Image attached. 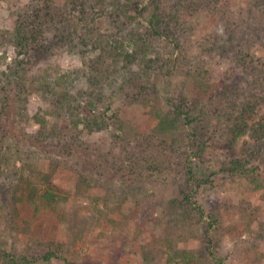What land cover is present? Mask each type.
I'll list each match as a JSON object with an SVG mask.
<instances>
[{"label":"rangeland","instance_id":"1","mask_svg":"<svg viewBox=\"0 0 264 264\" xmlns=\"http://www.w3.org/2000/svg\"><path fill=\"white\" fill-rule=\"evenodd\" d=\"M35 1L0 0L3 72L23 57L18 56L9 36L16 13ZM52 2L65 10L64 0ZM105 2L104 6L101 0H88L96 9H87L86 17L103 13L91 23L84 60L66 49L55 50L23 75L22 94L17 96L14 92L10 96V108L16 116L11 131L16 138L7 143L10 148L6 159H0V245L29 257L54 254L49 262L37 264H217L206 250L202 225L193 212L181 218L169 210L170 202L179 197L181 155L179 161L177 155H167L166 159L172 158L176 164L168 173H152L145 168L141 174L127 178L124 171L110 173L114 160L116 164L124 160L118 148L122 135H147L157 120L150 113L152 102L148 95L132 86L121 91L123 82L128 84L127 78L139 67L126 75L122 63H115L108 41L118 28L106 15L109 1ZM246 2L219 0L216 9L185 17L183 52L191 61L187 70L193 75L185 91L190 95L201 87L219 88L222 82L231 85L234 100L242 98L236 86L250 93L251 79L239 84L228 80L237 76L243 52L264 62L263 44L253 35L241 39L242 32L236 34ZM122 20L126 21L124 17ZM165 72L166 69L149 71V80H141L156 84L161 108L167 111V93L181 86L182 77H164ZM61 76L76 80L71 95L83 106L87 102L93 104L91 120H102L101 129L85 130L83 115L57 116L32 86L41 80L55 85ZM1 89L0 79V96ZM262 116L264 105L256 119ZM43 123L69 128V137L78 133L90 151L108 158V165L98 166L94 156L89 162L61 153L55 157L31 144L28 137L39 133ZM247 140L215 143L200 165L207 181L197 202L206 216L217 220L213 236L223 264H264V172L247 178L221 169L247 147ZM152 154L158 155V150ZM49 170L56 176L52 183L43 178ZM47 192L51 198L42 197Z\"/></svg>","mask_w":264,"mask_h":264},{"label":"trees","instance_id":"2","mask_svg":"<svg viewBox=\"0 0 264 264\" xmlns=\"http://www.w3.org/2000/svg\"><path fill=\"white\" fill-rule=\"evenodd\" d=\"M105 1L107 0H101L104 6L107 3ZM108 1L106 15L118 28L117 34L108 41L114 53V61L122 63L126 75L134 67H139L132 73V77L127 78L128 84L123 82L121 91L132 86L148 95L152 102L150 113L157 120L156 126L147 135L139 132L122 135L118 148L124 160L120 164H116L114 160L110 173L124 171V178L141 174L143 168L152 173H168L176 164L172 158L167 160V155H177L178 161L181 155L183 176L179 180V197L170 202L169 210L171 214L173 212L174 216L181 218H187L193 212L197 223L202 225L208 254L217 264H223L216 252L213 236L217 220L206 216L197 202V195L207 181L202 177L200 165L215 143L227 140L235 144L241 139H248L247 147L232 157L228 166L221 168L222 172L247 178L257 172H264V117L256 119L260 107L264 105V62L259 57L251 58L244 52L241 55L237 76L228 79L233 84L249 83L248 79L252 80L249 94L246 88L235 87L239 90L238 96L242 94L241 100L231 98L234 95L231 93V85L224 82L219 88L201 87L195 94L190 95L185 91L193 79L192 72L187 70L191 61L183 52L185 17L188 14L216 9L219 0ZM64 4L65 10H61L53 5L52 0H36L16 13L9 36L18 56L23 55L25 58L15 60L6 72L0 70V159H6V150L10 148L7 143L16 138L12 136L11 126L16 122V116L10 108V96L14 92L17 96L22 94L20 91L25 87L23 75L34 68L38 61L58 49L76 53L83 60L86 57L85 48L88 45L87 37L92 31L91 23L95 21L94 17L97 18L103 12L88 18L85 16L87 9H96V5L89 4L88 0H64ZM241 15L236 34L242 32L241 39L253 35L264 46V0H247ZM123 17L126 21L122 20ZM128 27L131 30H127ZM141 27L144 32H141ZM164 69V77H182L181 86L172 93H167L166 102L170 107L167 111L161 108L156 84H144L149 80V71ZM142 77L148 80L143 82ZM75 82L74 78L61 76L55 85L41 80L32 86L38 89L43 103L51 106L57 116H71L75 113L77 116L83 115L85 130L101 129L102 123L104 125L102 120H91L93 104L87 102L83 106L71 95L70 89L75 87ZM126 89L128 91L129 88ZM39 127V133L29 136L27 141L42 147L47 154L57 157L61 153L85 159L86 162L91 161L94 156L98 166L108 165V158L90 151L91 148L83 144L78 133L69 137V128L61 129L57 124L48 123L40 124ZM154 149L158 150V155L152 154ZM55 177L50 170L43 176L49 183ZM42 197L51 198L52 194L47 192ZM53 255L47 253L42 258L29 257L27 254H14L0 245V264L47 263Z\"/></svg>","mask_w":264,"mask_h":264}]
</instances>
